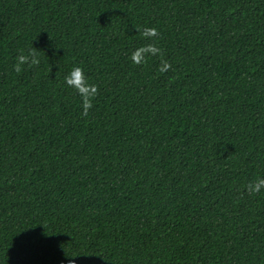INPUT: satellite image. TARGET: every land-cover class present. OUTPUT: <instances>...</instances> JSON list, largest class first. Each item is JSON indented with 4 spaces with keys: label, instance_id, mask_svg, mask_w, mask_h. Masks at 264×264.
Instances as JSON below:
<instances>
[{
    "label": "trees",
    "instance_id": "obj_1",
    "mask_svg": "<svg viewBox=\"0 0 264 264\" xmlns=\"http://www.w3.org/2000/svg\"><path fill=\"white\" fill-rule=\"evenodd\" d=\"M261 177L264 0H0V264H264Z\"/></svg>",
    "mask_w": 264,
    "mask_h": 264
},
{
    "label": "clouds",
    "instance_id": "obj_2",
    "mask_svg": "<svg viewBox=\"0 0 264 264\" xmlns=\"http://www.w3.org/2000/svg\"><path fill=\"white\" fill-rule=\"evenodd\" d=\"M143 37L151 38L157 35V30L155 28H146L142 33ZM159 52V49L155 47L154 44H147L135 52L132 53L131 59L135 63H140L143 61L145 55H156ZM38 64L39 60L34 51H30L29 54L19 55L17 57V63L15 65V70L19 72L21 70V66L25 63ZM169 66L167 63H164L161 67V71H166ZM65 84L68 87H71L76 90V92L82 98V105L84 109L83 114H87L88 109L92 107V98L96 95V86L93 84H89L87 78L84 75L83 69L76 66L71 69L69 74L65 76ZM264 189V177L258 178L253 183H249L247 186V190L253 194L260 193L261 190Z\"/></svg>",
    "mask_w": 264,
    "mask_h": 264
}]
</instances>
